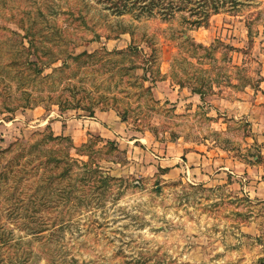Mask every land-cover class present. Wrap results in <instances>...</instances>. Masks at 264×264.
<instances>
[{
    "label": "rangeland",
    "instance_id": "rangeland-1",
    "mask_svg": "<svg viewBox=\"0 0 264 264\" xmlns=\"http://www.w3.org/2000/svg\"><path fill=\"white\" fill-rule=\"evenodd\" d=\"M252 5L237 16L216 15L207 28L194 30L183 23L181 14L170 23L159 18L137 22L130 16L104 19L102 8L92 0H0V64L21 63L12 71L21 70L25 76L35 73L30 62L60 58L43 70L45 76L55 73L69 56L127 49L132 38L117 33L118 22L132 25L134 39L146 54L151 50L141 42L144 33L157 49L148 72L157 81L144 84L151 88L144 98L134 95L139 90L131 84L116 86L119 80L112 78V64L78 71L75 79L61 85L55 94L45 95L48 98L32 109L16 108L24 101L15 93V86L5 94L1 91L0 149L17 142L33 143L48 126L55 136L67 139L59 146L78 163L89 158L77 149L83 150V145L97 137L102 141L95 149L108 142L117 147L108 156L84 149L102 172L120 182H112L105 199L81 210L64 231L28 237L33 240L28 264H64L63 259L67 264H264V202L246 190L247 174L204 182L188 172L168 176L169 169L157 164L172 157L177 146L185 145L218 148L245 165L264 166V112L256 110L253 118L248 114L255 106L264 111V0ZM31 32L36 36L26 38ZM30 39L35 45L31 51ZM183 40L205 47L221 41L235 49L227 58L220 50L215 60L204 59L196 65L213 81L211 90L196 102L181 95L177 102L166 96L173 87L192 92L180 88L172 78ZM68 63L71 69L57 72L56 77L73 76L77 67L71 60ZM163 69H168L166 76ZM85 71L88 73L83 74ZM143 74V70L136 72L139 78ZM240 76L246 79L241 82ZM247 79L250 84L239 86ZM165 80L169 85L156 91L157 82ZM99 95L107 99H101L94 117H89L82 109L94 106ZM67 105L82 108L63 110ZM103 108L118 117L119 126L111 127L119 132L113 140L92 135L81 125ZM77 173L76 168L73 176ZM261 177L264 180V173ZM92 186L85 187L86 195Z\"/></svg>",
    "mask_w": 264,
    "mask_h": 264
},
{
    "label": "trees",
    "instance_id": "trees-1",
    "mask_svg": "<svg viewBox=\"0 0 264 264\" xmlns=\"http://www.w3.org/2000/svg\"><path fill=\"white\" fill-rule=\"evenodd\" d=\"M254 1L92 0L97 7L102 8L100 12L103 13L104 19L130 16L137 22L141 19L159 18L164 23H170L177 14H181L183 23L194 30L207 28L212 17L219 14L237 16L245 8L252 7ZM118 27V34H129L132 38L127 49L114 52L102 49L94 53L85 51L76 56H69L62 61L63 65L51 75L44 76L43 70L58 63L60 58L53 57L51 61L41 64L35 61L30 62L35 73L26 76L21 70L12 71L17 66H21V63L14 61L4 66L0 64V87H4L0 93L4 91L3 94H5L12 89V86H15V93H20L21 99L24 101L16 108L32 109L38 107L48 98L44 97L45 95L55 94L61 85L75 79L78 76V71L89 70L99 64H102V67L112 64V70H114L112 78L119 80L116 86L118 87L122 83L131 84V87H137L139 90L134 95L144 98L147 96L146 94H151V88L144 84L148 81L152 83L157 81L148 77L150 66L156 59L157 49L152 39L144 33L141 36V42L147 44L151 50V54H146L134 39L132 25L118 22ZM248 27L250 34V24ZM34 36L36 34L31 32V34L27 33L26 38ZM96 37L101 38L99 34ZM178 38L182 39L183 37ZM29 46V51L35 47L32 39H30ZM181 48V53L174 59L172 78L180 88L187 87L192 90L193 94L201 97L211 90L213 81L205 76L207 73L205 69L196 65L202 64L200 62H203L204 59L215 60V54L220 53V50H223L224 58H227L229 52L235 50L221 41H216L212 46L205 47L202 44L183 40ZM186 53H190V56L184 57ZM189 58L197 60L198 63L189 61ZM68 60L75 64L76 72L73 76L56 77L57 72L61 73L71 69ZM138 70L144 71L140 78L136 75ZM84 73H88V71ZM138 78L140 82H137ZM245 79L246 77L242 76L239 78L241 82ZM249 81L247 79L246 83L239 86L246 87L247 84H250ZM97 91L99 90L97 89ZM99 98L94 106L83 107L82 110L89 112V117H94L100 100L106 101L107 99L105 95H99ZM60 104L59 106L62 107L63 105ZM79 108H82L81 105H67L63 110ZM10 110L9 108L5 109L7 112H11ZM100 111H107V109L103 108ZM1 113L2 111H0ZM121 117L122 120H127V112L123 113ZM39 136L40 138L33 143L17 142L7 149H0V264H28L33 257V240L28 237H39L50 231H53L52 234L55 235L64 231L70 227L69 222L73 221L75 215L79 214L81 210H87L105 199L112 182H120V180L102 172L100 167L92 162L91 155L83 152L84 149H87L91 150L89 153H101L108 156L117 151L113 142H108L102 149H95L97 143L102 141L97 137L94 141L83 145L84 149H77V153L85 155L89 161L78 163L70 156L65 147L59 146L67 139L55 136L51 127L48 126ZM55 144L56 147H54ZM76 168L79 173L74 177ZM90 183L93 186L90 188V194L86 195L85 187ZM75 199L76 203H74ZM16 232L23 235L17 236ZM62 262L68 263L67 259H63Z\"/></svg>",
    "mask_w": 264,
    "mask_h": 264
},
{
    "label": "crops",
    "instance_id": "crops-1",
    "mask_svg": "<svg viewBox=\"0 0 264 264\" xmlns=\"http://www.w3.org/2000/svg\"><path fill=\"white\" fill-rule=\"evenodd\" d=\"M162 73L163 76H166L168 74V69H163ZM166 83L169 85V80L157 82L158 87L155 90L159 92L158 89H160L162 91L161 86H166ZM171 93V95L167 94L166 96H170V98L168 97L170 100L174 98L176 102L181 97L182 99H187L189 101H200V96L193 94L188 89L180 90L179 88L175 89L173 87ZM166 96H163V98L166 99ZM256 110H259L260 114H263L262 112H264L263 109L255 106L249 109V118L256 116ZM117 120V115H114L112 112H98L93 120H83L81 125L82 127L86 126V132L92 135L99 136L106 140H113L116 135L119 134V132L111 128L112 125L119 126L116 123ZM81 140V142H85L86 136L81 138ZM229 154L230 152H225L218 148L205 147V149H193L184 145L180 147L177 146L176 149H174L172 157L167 158V160H158L157 164L158 166H161V168L169 169L168 176H170V174L176 176L183 172H188L193 176L197 175V179L204 182L217 181V179L223 178L228 174L233 175L236 178H238L236 174H247L248 176L246 179H249L250 182L245 184L246 190L249 189L248 191L250 194H253L264 202V180H262L261 177V174L264 173V166L245 165L242 162L235 160L234 156H230ZM182 156L184 159H181ZM184 160H186V162ZM164 161H167L166 165H164ZM180 161H183L184 165L180 163Z\"/></svg>",
    "mask_w": 264,
    "mask_h": 264
}]
</instances>
